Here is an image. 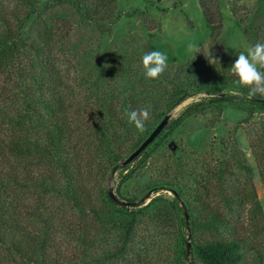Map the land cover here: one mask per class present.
Listing matches in <instances>:
<instances>
[{"label":"trees","instance_id":"trees-1","mask_svg":"<svg viewBox=\"0 0 264 264\" xmlns=\"http://www.w3.org/2000/svg\"><path fill=\"white\" fill-rule=\"evenodd\" d=\"M123 1L0 0V255L16 264H264V211L253 181L257 170L264 188V118H256L264 99H249L231 73L232 60L220 58L216 72L200 44L205 55L152 80L156 97L149 102L123 94L99 113L68 98L55 61L61 41L55 21L68 31L71 16L53 10L68 8L78 24L110 35L123 17L145 15L125 10ZM220 1L199 0L215 49L222 40ZM229 11L241 29L250 13ZM196 95L121 165L167 113ZM145 106L150 119L140 133L127 114ZM228 107L246 116L220 141L213 162L199 161L187 182H151L143 193L155 195L146 203L132 204L139 196L122 193L154 153L176 148L173 135L187 118L209 112L213 127ZM242 125L252 162L237 135ZM115 170L114 193L128 205L108 194Z\"/></svg>","mask_w":264,"mask_h":264},{"label":"rangeland","instance_id":"rangeland-1","mask_svg":"<svg viewBox=\"0 0 264 264\" xmlns=\"http://www.w3.org/2000/svg\"><path fill=\"white\" fill-rule=\"evenodd\" d=\"M122 5L125 10L139 9L145 15L128 19L123 17L110 35H101L92 28L78 24L68 8L52 12L56 16L64 13L71 16L68 31V27L62 28L59 21H55L58 26L55 28L61 34L58 36L61 41L55 61L64 77L68 98L74 104H88V108H95L99 113L102 112L100 107L115 105L123 94H134L140 102H149L156 97L150 87L152 80L144 75L142 56L145 52H164L168 56L169 66H178L194 55L188 51L189 43L202 44L213 70L219 72L220 58L234 63L238 52L246 51L257 42H264V0L220 1L223 27L222 40L217 43V49L210 40L211 32L199 0H124ZM231 6L237 7L240 14L250 13L241 29L230 15ZM199 97L196 95L183 100L170 112L171 117L177 116ZM91 113L88 109L84 117H90ZM245 116L246 113L228 107L221 121L213 127L209 124V112L187 118L173 135L176 148L163 147L154 153L146 167L138 170L121 187L122 193L126 197L139 196L138 199H142L145 195L143 191L155 180L189 181V171L199 170V161L213 162L220 154V141L226 139ZM256 118H264V112L258 113ZM131 133L136 134L137 130ZM237 135L244 153L252 162L247 125L238 128ZM255 172L253 181L264 211L263 183L257 170ZM118 179V170H115L110 174L106 186L114 191ZM163 192L171 194L166 189ZM154 195L149 191V196L143 201L147 202ZM0 264L16 263L10 259L4 261L0 255Z\"/></svg>","mask_w":264,"mask_h":264},{"label":"clouds","instance_id":"clouds-1","mask_svg":"<svg viewBox=\"0 0 264 264\" xmlns=\"http://www.w3.org/2000/svg\"><path fill=\"white\" fill-rule=\"evenodd\" d=\"M188 51L194 56L203 52L195 43L188 44ZM142 65L146 79L158 80L169 67L168 56L161 51L145 52L142 56ZM231 73L237 77L241 86L248 88L249 99L254 97L264 99V42H257L246 51L238 52V58L231 65ZM127 119L130 124H134L138 132L144 133L146 123L150 119V106L130 111Z\"/></svg>","mask_w":264,"mask_h":264},{"label":"water","instance_id":"water-1","mask_svg":"<svg viewBox=\"0 0 264 264\" xmlns=\"http://www.w3.org/2000/svg\"><path fill=\"white\" fill-rule=\"evenodd\" d=\"M171 118L170 113H167L163 119L157 124V126L152 130V132L148 135V137L140 144L139 147H137L133 152L130 153V155L123 161L122 165H126L128 162H130L136 155H138L156 136L157 134L166 126V124L168 123L169 119ZM108 194L110 195V197L112 198V200L114 202H116L117 204H122V205H128L129 203L122 201L121 199H119L114 191L112 190V188H108ZM150 192H154L153 190H151ZM171 192V191H170ZM171 194L175 195L173 192H171ZM149 196V192L144 196V198L137 200L136 202H133L132 204H138L141 202H145L143 201L144 199H146ZM183 211H184V215H185V219H186V223L188 222V213L186 212L185 207H183ZM189 238V236H188ZM189 242L187 243V250L189 252Z\"/></svg>","mask_w":264,"mask_h":264}]
</instances>
